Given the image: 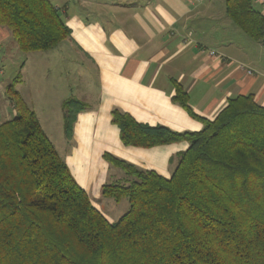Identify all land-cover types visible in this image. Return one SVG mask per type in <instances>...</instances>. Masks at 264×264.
I'll use <instances>...</instances> for the list:
<instances>
[{
	"label": "trees",
	"instance_id": "obj_1",
	"mask_svg": "<svg viewBox=\"0 0 264 264\" xmlns=\"http://www.w3.org/2000/svg\"><path fill=\"white\" fill-rule=\"evenodd\" d=\"M254 0H226L232 22L264 41ZM0 25L19 50L47 51L71 36L51 0H0ZM5 89L14 118L0 123V264H264V105L239 94L210 120L195 113L176 84L173 100L200 119V131L151 126L118 109L113 123L126 145L186 140L170 177L113 154L126 177L102 194L130 207L111 222L79 185L35 110L16 85ZM72 138L79 99L63 104Z\"/></svg>",
	"mask_w": 264,
	"mask_h": 264
},
{
	"label": "crops",
	"instance_id": "obj_2",
	"mask_svg": "<svg viewBox=\"0 0 264 264\" xmlns=\"http://www.w3.org/2000/svg\"><path fill=\"white\" fill-rule=\"evenodd\" d=\"M51 1L71 36L57 48L34 53L62 63L63 58L55 59L60 48L84 77L83 85L74 89L86 108L76 116L72 138L67 139L63 108L72 88L57 86L59 100L51 105L45 84L40 89L36 81L29 95L32 100L18 88L24 77L16 88L35 110L48 137L49 130L63 145L74 178L111 222L120 217L114 219L115 206L102 194L112 175L105 153L170 177L177 155L190 145L186 140L148 148L126 145L112 121L114 109L141 123L184 132L200 131L204 124L173 100L176 84L187 91L195 113L210 120L239 94L253 93L264 105V41L224 37L225 23L232 22L226 0ZM254 2L264 12L261 0ZM11 36L0 25V92L4 96L12 82L5 78L7 65L19 50ZM41 68L36 71L40 73ZM4 106L7 120L14 118L17 112L12 104Z\"/></svg>",
	"mask_w": 264,
	"mask_h": 264
},
{
	"label": "rangeland",
	"instance_id": "obj_3",
	"mask_svg": "<svg viewBox=\"0 0 264 264\" xmlns=\"http://www.w3.org/2000/svg\"><path fill=\"white\" fill-rule=\"evenodd\" d=\"M224 5H226L225 1H224ZM255 7L260 11L262 10V7L257 3L255 4ZM223 34H224V37H250L240 27L233 24V22H231L230 20L228 22V25H227V22L225 23ZM13 42L16 45L15 40ZM61 49H63V48L61 47ZM17 51H18V53L15 55V58L10 59V62L7 65V69H6L7 73L5 75V78H6V81L7 80L13 81L19 75L21 76V78L24 77L25 79H24L23 83L18 86L21 93L26 94L27 97L30 100H32L31 97H29V95L32 96L31 95L32 90H34V87L37 85L36 81H38L39 85H40V89L44 84L48 86L45 88H46V92H48L51 95L49 97L50 105L56 104L59 100V96L57 95V93L59 94V92L56 89V87L59 85H61L63 87H67V88H72V89H70L69 95H67L68 97L66 98V100L78 99L77 98L78 96H76V93L78 90L74 89V87L78 86V88H79V86H82L84 83V77L78 73V70H75V68L70 65L69 59L66 58L68 56H66V54H65V56H66L65 57L63 55V52L60 51V48H58V50H56V52L58 53V56H56L55 59L60 60L61 58H63V60H61L62 63H55L50 59L53 57L45 58V56H41L42 54H36L34 52H24L21 50H17ZM0 54L2 56V52H0ZM48 62H53V63L50 65ZM41 66H42L41 72L39 73L38 71H36V68L41 67ZM0 67H1V62H0ZM43 68H45V70H42ZM48 68H50V70H48ZM22 80L20 82H22ZM30 85H31V87H30ZM80 101L83 102V100H80ZM37 102H38V100H36V102L34 104L35 105L37 104V106H39V104ZM4 104H7V106H9L11 104V102H10L7 95L4 96L0 92V123L7 120ZM10 112H11L10 116H12L11 109H10ZM48 132L51 136V139H52L54 146L56 147L57 150H59L58 151L59 154L61 155L63 160L67 163V159H66L65 154L63 152V145H61V143L55 139L54 134H53L54 135L53 136L49 130H48ZM67 139H70V138L67 137ZM109 165L112 169V175L107 180L108 183L115 182L120 177H122V178L126 177L125 172L123 170L114 166L111 163ZM68 167L70 168L69 165H68ZM70 170H71V168H70ZM71 173H72V171H71ZM103 197H105V196H103ZM102 199H104V198H102ZM107 199H108V201H110L112 203V206H115L114 212L116 214L114 215L115 216L114 219L121 217L125 212H127L129 210L130 204H129L127 199L122 200L119 203L117 201H115L113 198H107Z\"/></svg>",
	"mask_w": 264,
	"mask_h": 264
},
{
	"label": "built area",
	"instance_id": "obj_4",
	"mask_svg": "<svg viewBox=\"0 0 264 264\" xmlns=\"http://www.w3.org/2000/svg\"><path fill=\"white\" fill-rule=\"evenodd\" d=\"M261 2H262V4H263V6H264V0H261ZM264 13V12H263ZM212 54H215V52L214 51H212ZM249 72L251 73L252 71L251 70H249Z\"/></svg>",
	"mask_w": 264,
	"mask_h": 264
}]
</instances>
